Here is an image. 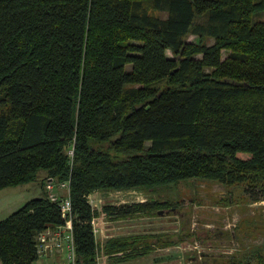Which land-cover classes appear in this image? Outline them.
I'll return each mask as SVG.
<instances>
[{
	"label": "trees",
	"instance_id": "1",
	"mask_svg": "<svg viewBox=\"0 0 264 264\" xmlns=\"http://www.w3.org/2000/svg\"><path fill=\"white\" fill-rule=\"evenodd\" d=\"M41 172L69 180L76 264L96 263L93 191L191 178L264 191V0H0V190ZM41 193L0 220L1 264H32L38 234L66 222ZM142 239L102 250L133 257L151 250Z\"/></svg>",
	"mask_w": 264,
	"mask_h": 264
},
{
	"label": "rangeland",
	"instance_id": "2",
	"mask_svg": "<svg viewBox=\"0 0 264 264\" xmlns=\"http://www.w3.org/2000/svg\"><path fill=\"white\" fill-rule=\"evenodd\" d=\"M157 15L166 17L165 12H157ZM187 40L195 42L196 36L190 35ZM226 55L227 51H223L222 58ZM166 56L172 57L169 50ZM149 145L147 141L146 146ZM45 179V174H41L37 180L10 187L7 191L22 189L28 198L32 196L33 187L41 188ZM90 198L92 207L98 212L96 217H101L102 213L103 223L100 220L99 225L105 237L96 234L100 249V241L104 243L110 237L138 235H144L145 239L137 241L135 248L142 249L148 244L152 247L129 258L123 257L130 248L106 254L111 259L108 264H220L231 257L247 264H264V258L259 262L257 256H264V191L252 190L243 183L226 185L191 178L154 190H96L89 194ZM19 200L9 209H2L1 202L5 199H0V220L23 205L25 201ZM154 201L167 205L120 218L103 215L104 205ZM32 264L57 263L49 257H38Z\"/></svg>",
	"mask_w": 264,
	"mask_h": 264
},
{
	"label": "built area",
	"instance_id": "3",
	"mask_svg": "<svg viewBox=\"0 0 264 264\" xmlns=\"http://www.w3.org/2000/svg\"><path fill=\"white\" fill-rule=\"evenodd\" d=\"M45 180L46 182L44 184V188L48 192V197L52 201L59 200L60 210L62 214L67 215V220L64 224L49 227L38 234L36 238L37 255L38 257H45L48 253L51 252H61L63 253L64 257L62 258V262H60L59 264H76V251L71 222L72 213L69 197V180L57 182L53 177H47ZM59 190L65 191L66 194L64 196H59L57 193V191ZM88 202L91 204L92 199H88ZM103 215H106V213L103 212ZM100 220L102 221V213L101 217H94L91 220L92 231L96 240L97 233L100 238L105 237L103 231L104 229L101 225H99ZM100 242L101 249H98L95 264H108L111 259L103 252V242Z\"/></svg>",
	"mask_w": 264,
	"mask_h": 264
},
{
	"label": "crops",
	"instance_id": "4",
	"mask_svg": "<svg viewBox=\"0 0 264 264\" xmlns=\"http://www.w3.org/2000/svg\"><path fill=\"white\" fill-rule=\"evenodd\" d=\"M41 174H45V173L41 172L40 175ZM11 187H14V186H11ZM9 188L10 187L3 188V189H5L3 191L4 193L2 195H0V199L3 198L6 201V202L5 201L1 202V206H2L1 208L2 209H5V208L9 209L10 207H12L11 205H13L14 201H16V200H18V202H19L20 201L19 199H23L26 202L27 200L30 199L29 197H31V198L32 197H37V196H40L42 194L41 193V188L36 189L35 187H33V189L30 191V193H32L31 194L32 196H29L28 198H26L27 197V193H24L22 191V189H17V190H13V191H9L8 192L7 190ZM3 189H1L0 191H2ZM57 193H58L59 196H64L66 194V192L63 191V190L57 191ZM8 195H10V196L7 197ZM45 257H49L52 260V262H55V263L59 264L60 261H61V258H63V253H61V252H55V253L53 252L52 253L51 252V253H48ZM0 264H1V262H0Z\"/></svg>",
	"mask_w": 264,
	"mask_h": 264
}]
</instances>
